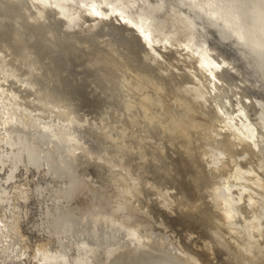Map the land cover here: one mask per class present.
Instances as JSON below:
<instances>
[{"label":"bare ground","instance_id":"obj_1","mask_svg":"<svg viewBox=\"0 0 264 264\" xmlns=\"http://www.w3.org/2000/svg\"><path fill=\"white\" fill-rule=\"evenodd\" d=\"M0 264H264L258 7L0 0Z\"/></svg>","mask_w":264,"mask_h":264},{"label":"snow or ice","instance_id":"obj_2","mask_svg":"<svg viewBox=\"0 0 264 264\" xmlns=\"http://www.w3.org/2000/svg\"><path fill=\"white\" fill-rule=\"evenodd\" d=\"M245 7L252 6L253 8L258 7L259 15L264 18V0H234Z\"/></svg>","mask_w":264,"mask_h":264}]
</instances>
